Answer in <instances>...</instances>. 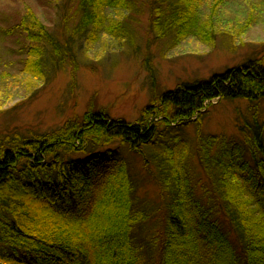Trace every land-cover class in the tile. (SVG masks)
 I'll use <instances>...</instances> for the list:
<instances>
[{
	"label": "trees",
	"instance_id": "trees-1",
	"mask_svg": "<svg viewBox=\"0 0 264 264\" xmlns=\"http://www.w3.org/2000/svg\"><path fill=\"white\" fill-rule=\"evenodd\" d=\"M231 1L63 0V39L29 8L20 23L31 41L23 72L47 82L75 62L79 40L86 51L102 34L130 41L129 13H148L156 37L171 39L169 51L191 35L212 46L218 34L228 33L220 29L219 14ZM145 66L155 78L151 62ZM237 98L255 110L264 101V55L154 91L134 123L91 106L53 131L0 137V264H264L258 114L252 122L239 118L240 143L202 130L207 105ZM192 123L197 130L189 160L197 159L207 179L201 197L172 147L181 137L161 136ZM115 143L119 147L110 148ZM125 147L142 157L159 186L156 204L140 200L131 166L119 153ZM146 149L153 151L156 172Z\"/></svg>",
	"mask_w": 264,
	"mask_h": 264
},
{
	"label": "rangeland",
	"instance_id": "rangeland-1",
	"mask_svg": "<svg viewBox=\"0 0 264 264\" xmlns=\"http://www.w3.org/2000/svg\"><path fill=\"white\" fill-rule=\"evenodd\" d=\"M62 3L63 0H0L1 138L14 133L32 136L53 131L91 106L104 108L112 117L134 123L154 91L164 92L182 83L208 79L264 55V6L259 0H233L219 14L220 29L228 33L218 34L212 46L191 35L169 51L171 39L156 37L150 30L148 13H129L130 18L124 21L132 37L130 41L123 37L118 42L102 34L101 40L86 51L84 41L79 40L75 62H69L65 70H55L47 82L30 79L23 68L31 41L21 31V20L27 9L32 8L43 23L63 39ZM227 44H231V49ZM146 60L151 62L155 78L151 69L146 68ZM257 105L255 110L244 98L216 99L204 111L202 130L205 134H225L231 141L240 143L243 135L238 128L239 118L241 123L252 122L257 113L264 128V101ZM196 130L197 124L192 123L164 130L161 136L164 141L175 140L176 135L181 137V143L172 147L180 167L188 170L197 197H201L207 179L197 159L189 160ZM118 147L115 143L110 148ZM146 151L149 166L156 172L153 151ZM119 153L131 166L140 200L148 205L156 204L160 188L142 157L126 147Z\"/></svg>",
	"mask_w": 264,
	"mask_h": 264
}]
</instances>
